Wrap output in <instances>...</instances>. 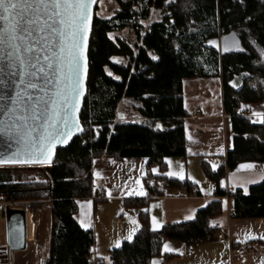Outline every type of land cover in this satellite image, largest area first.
Instances as JSON below:
<instances>
[{"label": "trees", "instance_id": "trees-1", "mask_svg": "<svg viewBox=\"0 0 264 264\" xmlns=\"http://www.w3.org/2000/svg\"><path fill=\"white\" fill-rule=\"evenodd\" d=\"M117 2L120 9L114 17L95 15L89 89L81 113L85 130L68 147L58 149L51 166L0 167V204L21 202L38 216L48 209L51 212L53 227L46 264H88L92 256L96 238L91 229L81 227L76 212L78 200L94 194V158L142 156L150 167L158 165L166 170L167 157L189 154L184 120L190 112L183 90L184 80L194 77L221 76L224 109L234 124V148L215 171L203 162L205 173L216 185L217 197L228 196L233 202V217H264V180L252 184L249 192L229 190L226 185L227 171L239 162L264 161V123H254L242 109L247 103L264 99V59L258 49H264V0ZM163 3L168 8H163L161 21L152 22L141 33L138 21L150 17L152 5L160 8ZM135 26L141 44L137 43L134 54L129 44L113 41L110 33ZM235 40L238 48L231 46ZM122 55L132 59V68L114 63L112 57ZM123 98L140 102V121L116 120ZM149 121L159 126H151ZM150 176L154 183L147 179V196L125 200L126 205L142 209L140 229L135 238L111 250L109 264H151L163 253L165 241L175 239L195 246L217 230L211 221L223 211L220 199L200 208L194 220L153 230L145 207L154 197L165 195L160 182L168 177ZM168 180L173 187L184 186L187 192L198 193L191 182Z\"/></svg>", "mask_w": 264, "mask_h": 264}, {"label": "crops", "instance_id": "crops-1", "mask_svg": "<svg viewBox=\"0 0 264 264\" xmlns=\"http://www.w3.org/2000/svg\"><path fill=\"white\" fill-rule=\"evenodd\" d=\"M235 41L231 46L238 48L239 44ZM184 83V103L190 112V116L184 120L189 138L187 156L167 157L166 170L158 165L150 167L148 160L142 156L118 160L103 155L93 159L91 172L94 194L79 199L76 212L81 227L91 229L96 238L92 255L108 259L112 249L121 246L129 237H136L141 225L139 215L142 209L126 205L125 200L147 196V179L151 178L150 175L159 174L191 182L198 193L191 194L184 186L169 185L165 188V195L151 199L145 208L148 209L153 230L154 224H159L160 227L156 228L159 229L172 223L194 220L198 210L208 207L213 199H220L224 207L221 214L212 218V225L217 230L207 241L194 246L185 241L167 240L163 245V253L154 257L151 264H264V239H261L264 237V217H233V202L228 196L217 197V187L204 170L203 162L211 165L214 171L217 170L225 162L226 154L234 148V124L224 109V82L221 76H208L185 79ZM242 109L254 123L261 124L259 121L264 120V99L259 103H247ZM121 117L118 116L119 119ZM154 123L157 124L156 121ZM247 165L255 167H242ZM181 176L184 178L181 179ZM226 178L229 190L241 188L249 192L252 184L264 180V161L239 162L235 168L227 171ZM167 179H163L160 184ZM133 192H144L145 195L130 194ZM189 216L193 218L188 219ZM220 230L227 231L231 240L220 243L216 238ZM5 241L0 246V264H13L7 236ZM241 245L246 246L247 251L235 253L234 250ZM24 251H28V248ZM170 254L173 256L167 258ZM46 262L47 258L43 257L37 259L35 264ZM21 264L32 263L28 261Z\"/></svg>", "mask_w": 264, "mask_h": 264}, {"label": "water", "instance_id": "water-1", "mask_svg": "<svg viewBox=\"0 0 264 264\" xmlns=\"http://www.w3.org/2000/svg\"><path fill=\"white\" fill-rule=\"evenodd\" d=\"M98 3L99 0H93L88 9L89 31L83 48V94L79 97L78 110L75 112L76 123L82 131L73 127L74 134L67 143L57 144L52 149L50 162H13L38 158L30 155L24 145L20 143V136L16 129L25 122L29 126L42 124L53 112L51 101L57 90L54 81L55 70L54 68L48 69L47 62L43 60V56L50 55L43 39L47 36L48 30L45 28L43 31H37L47 19V15L37 13L34 9H29L24 14L19 21L16 33L20 37L15 42L20 46V51L16 55L8 56V53L14 50L7 42L0 44V167L16 165L51 166L57 159L58 149L68 147L74 138L82 134L84 128L81 122V113L89 89V49L91 48L90 42ZM29 21H35V23H29ZM5 26H7V22L0 21V28ZM27 48H33V50L26 51ZM52 50L56 51L55 48ZM16 56H19V59ZM41 67L45 68L47 75L39 71ZM50 79L53 80L51 84L48 83ZM30 83L36 84L37 87H28ZM40 97L44 99L40 100ZM34 113L40 117L39 121L32 119ZM20 117H23L24 120L19 119ZM5 214L7 241L11 254L15 251L26 250L30 242L28 238V211L22 207L14 208L7 205Z\"/></svg>", "mask_w": 264, "mask_h": 264}, {"label": "snow or ice", "instance_id": "snow-or-ice-1", "mask_svg": "<svg viewBox=\"0 0 264 264\" xmlns=\"http://www.w3.org/2000/svg\"><path fill=\"white\" fill-rule=\"evenodd\" d=\"M92 2L93 0H0V21L7 22V26L0 28V44L7 42L14 50L8 53V56H14L20 51V46L15 42L20 38L16 33L19 21L24 14L29 9H34L37 13L47 15V19L37 31H43L45 28L48 30L47 36L43 39L50 55L43 56V60L47 62L48 69L55 70L54 81L57 89L51 101L53 104L51 116L42 124L29 126L25 122L16 129L20 136V143L30 155L38 158L13 162H50L52 149L57 144L67 143L74 134L73 127L82 131L76 123L75 112L78 110L79 97L83 94L82 58L89 31L88 9ZM29 23H35V21H29ZM53 48L56 51H53ZM25 50L32 51L33 48ZM16 58L19 59V56ZM39 71L47 75L44 67H41ZM48 83H53V80H48ZM28 87L36 88L37 85L30 83ZM43 99L40 97V100ZM19 119L24 120L23 117ZM32 119L39 121L40 117L34 113ZM259 122L264 123V120ZM242 167L251 169L255 166ZM153 171L156 170L153 169ZM130 194L145 195L144 192ZM192 218L188 217V219ZM158 227H160L159 224L153 225L154 230Z\"/></svg>", "mask_w": 264, "mask_h": 264}, {"label": "rangeland", "instance_id": "rangeland-1", "mask_svg": "<svg viewBox=\"0 0 264 264\" xmlns=\"http://www.w3.org/2000/svg\"><path fill=\"white\" fill-rule=\"evenodd\" d=\"M173 1V0H172ZM170 1H168V4ZM167 3V2H166ZM166 3H163L160 8H157L156 6H151V14L150 17H148L145 21H138L140 26V30H142L141 33H144L147 31L148 26L152 22L161 21L162 15H163V8H168ZM99 6L95 15H97L100 18H109L114 17L115 13L120 9V4L117 2V0H99ZM169 10V9H168ZM134 28H124L119 32L111 33L110 37L113 39V41H122L130 45V47L133 48L134 54L137 52V43L139 44V38H138V30ZM251 40H253V44L256 45L255 38L251 37ZM141 44V43H140ZM257 46V45H256ZM258 47V46H257ZM259 50L263 53L262 57L264 59V49L261 47H258ZM115 64L122 67H129L133 66V61L130 57H127L125 55L122 56H114L112 57ZM131 70V69H130ZM139 106L140 102L135 101L128 98H123V101L120 102L117 113L119 115H122L124 118L122 119H116L117 121H124V120H130V121H140V112H139ZM151 126L155 125L154 121L148 122ZM85 130V129H83ZM2 203H6L7 205L17 208L22 207L28 211V213H32V218L35 222L36 226V232H35V239L34 241L28 243V251L19 250L15 251L12 255L13 258V264H21L25 262H31L32 264H35L36 260H41L43 257L47 258L50 250V237H51V231L53 227L52 222V215L50 210H46L44 214L41 216H38L37 214L30 211L26 204H23L21 202L17 203H9L7 201H3ZM5 212L0 214V246L1 244H4L6 241L7 236V227H6V216ZM9 260L12 262V259L9 257ZM12 264V263H11Z\"/></svg>", "mask_w": 264, "mask_h": 264}, {"label": "built area", "instance_id": "built-area-1", "mask_svg": "<svg viewBox=\"0 0 264 264\" xmlns=\"http://www.w3.org/2000/svg\"><path fill=\"white\" fill-rule=\"evenodd\" d=\"M148 181H150V183H154V179L153 178H148ZM169 181L170 180H168V179H167V181L166 180L163 181L162 182V186L165 187V188L168 187L169 186ZM6 206H7L6 203H1L0 204V214L1 213L3 214L6 211ZM217 233L218 234L216 235V238H217V240L220 243H225V242H228V241L231 240L230 234L227 231L220 230ZM246 248H247L246 246L241 245L239 248L235 249L234 252L237 253V254H239V253H245L247 251ZM88 264H109V261H108L107 258L99 259V258H96V257H94L92 255L90 257V259H89Z\"/></svg>", "mask_w": 264, "mask_h": 264}, {"label": "bare ground", "instance_id": "bare-ground-1", "mask_svg": "<svg viewBox=\"0 0 264 264\" xmlns=\"http://www.w3.org/2000/svg\"><path fill=\"white\" fill-rule=\"evenodd\" d=\"M31 214L32 213H30L28 215V227H29L28 228V238H29L30 242L34 241V239H35V232H36V226H35L36 224H35V222H34Z\"/></svg>", "mask_w": 264, "mask_h": 264}]
</instances>
